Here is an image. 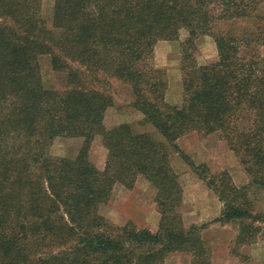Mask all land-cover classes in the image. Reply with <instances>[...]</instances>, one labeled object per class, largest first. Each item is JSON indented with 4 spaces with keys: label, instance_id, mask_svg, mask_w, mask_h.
Returning <instances> with one entry per match:
<instances>
[{
    "label": "trees",
    "instance_id": "16d2710c",
    "mask_svg": "<svg viewBox=\"0 0 264 264\" xmlns=\"http://www.w3.org/2000/svg\"><path fill=\"white\" fill-rule=\"evenodd\" d=\"M245 1L53 0L49 28L42 0H0V264H164L174 253L211 264L200 229L183 225L169 157L186 134L221 131L251 185L264 189V56L242 53L247 39L220 28L250 17ZM181 30L187 79L176 106L165 101L153 53L157 41L177 40ZM200 34L213 36L215 64L195 65ZM43 56L64 76L63 88L43 86ZM107 79L130 87L134 108L160 139L127 124L104 126L113 105L99 87ZM61 137L81 140L75 158L50 154ZM95 137L106 152L102 170L88 156ZM137 177L155 190V233L113 226L99 214L115 186L130 189ZM200 177L222 203L215 221H250L243 233L254 243V224L264 218L251 213L250 185L235 187L225 172Z\"/></svg>",
    "mask_w": 264,
    "mask_h": 264
},
{
    "label": "rangeland",
    "instance_id": "374dc122",
    "mask_svg": "<svg viewBox=\"0 0 264 264\" xmlns=\"http://www.w3.org/2000/svg\"><path fill=\"white\" fill-rule=\"evenodd\" d=\"M245 4L249 18L229 21L220 25V28L223 31L231 30L238 39H247L241 45L242 53L247 54L252 50L264 56V0H246ZM52 7L53 0H42L41 16L49 28ZM186 36V31L181 30L177 40H159L154 46L153 63L164 72L167 83L165 101L176 106H180L182 102V82L187 79V72L181 70L180 47ZM193 60L197 67L217 62V49L211 34H200L196 37ZM189 63L185 62V65L188 66ZM39 64L43 86L46 89L63 88L64 76L51 71L49 58L41 57ZM99 87L113 99V105L104 115L103 124L106 128L127 124L136 133H150L155 139H160L144 122L143 115L134 108V96L129 86L114 79H107ZM175 144L178 152H171L169 163L183 192L179 214L185 228L197 226L200 229L199 235L208 249L211 264H264V223L254 224L259 228L254 235L255 242L246 244L247 235L243 233V225L250 224V221H244L242 226L236 222H216L222 210V203L200 177L225 172L235 187L250 185L247 198L252 202L251 213L264 218V189L251 185V176L227 146L222 132L215 131L207 135L191 132L177 139ZM80 146V139L56 138L50 148V154L73 159ZM88 156L97 169H103L106 152L99 137L94 138ZM157 208L155 190L145 179L137 177L130 189L115 186L109 201L100 206L99 214L113 226L129 224L137 230L155 233L160 220ZM164 264H190V257L182 253L170 254Z\"/></svg>",
    "mask_w": 264,
    "mask_h": 264
}]
</instances>
